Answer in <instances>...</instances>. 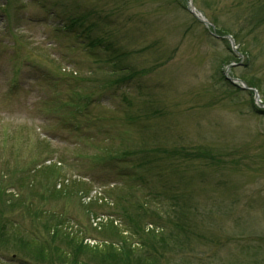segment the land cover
<instances>
[{"label": "rangeland", "instance_id": "374dc122", "mask_svg": "<svg viewBox=\"0 0 264 264\" xmlns=\"http://www.w3.org/2000/svg\"><path fill=\"white\" fill-rule=\"evenodd\" d=\"M62 1L97 26L73 49L55 32ZM191 2L213 28L187 0L0 10V264H264V0ZM101 37L133 53L135 78L117 84L126 72L78 47ZM38 68L84 82L35 80Z\"/></svg>", "mask_w": 264, "mask_h": 264}, {"label": "trees", "instance_id": "16d2710c", "mask_svg": "<svg viewBox=\"0 0 264 264\" xmlns=\"http://www.w3.org/2000/svg\"><path fill=\"white\" fill-rule=\"evenodd\" d=\"M76 9H78V8H76ZM74 21H75V23L85 27L82 32L86 33V34H89V32H91V29H95L97 27L90 20L86 21L87 25H85L86 22H85L84 16H76ZM75 23L72 22L70 27L74 26ZM103 25H105L106 27H110L111 24L104 22ZM107 41L108 42H105L104 38L101 37V38L93 39L89 43V47H91V49H90L91 50V56L94 58V60H93L94 63L98 65L99 69L102 68L103 70H107V72L110 71L111 74L126 72V76L116 78L117 84L126 83L128 80L135 78L134 76L137 75L139 72H134V70H132V68L128 67V61L131 58L130 54H133V53L123 52V51L119 50L114 45L113 42L109 41L108 39H107ZM247 85L249 87H253V88L256 87L255 85H253L251 83H247ZM258 91L260 92V95H262L264 97L263 92L261 90H258ZM121 102L126 107H130L129 100L127 99L126 96L122 97ZM123 119L126 121H129V120H134L136 118L131 117V114L125 113L123 115ZM180 154L185 155V152L183 151ZM33 245L35 246L34 243H33ZM40 248H42V247H40ZM40 248L38 249V251L41 254L40 257H42L44 260H46V262L47 261L51 262L50 256L48 255V253L41 251ZM36 249H37L36 246H35V248L33 247V250H36ZM66 249H68V247L64 248V250H66ZM64 250L62 248H58V247H55V249H53V252H55V257L57 255L59 257H61L60 261L62 263H63V257L65 256V254H64L65 252L63 253Z\"/></svg>", "mask_w": 264, "mask_h": 264}, {"label": "water", "instance_id": "95a60500", "mask_svg": "<svg viewBox=\"0 0 264 264\" xmlns=\"http://www.w3.org/2000/svg\"><path fill=\"white\" fill-rule=\"evenodd\" d=\"M231 82H234V80H231ZM255 99H257V95H256Z\"/></svg>", "mask_w": 264, "mask_h": 264}]
</instances>
